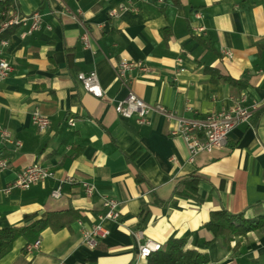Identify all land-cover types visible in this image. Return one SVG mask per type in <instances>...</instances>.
Masks as SVG:
<instances>
[{
    "label": "crops",
    "instance_id": "1",
    "mask_svg": "<svg viewBox=\"0 0 264 264\" xmlns=\"http://www.w3.org/2000/svg\"><path fill=\"white\" fill-rule=\"evenodd\" d=\"M15 12L41 14V26L20 36L16 26L4 55L12 64L0 79V127L20 146L0 141V229L26 225L49 212L73 209L80 216L58 231L46 228L37 249L17 238L0 264H147L137 258L144 238L165 244L186 240L208 253L210 264L264 260V229L224 240L206 228L212 212L224 209L245 218L264 214V0H13ZM135 10H120L119 4ZM117 10L116 16L108 11ZM198 15V16H197ZM204 27L203 32L194 27ZM87 30L91 49L80 35ZM228 51L231 56L223 52ZM121 58L141 61L126 84L116 76ZM181 59V63L177 59ZM216 69L236 83L212 79ZM95 71L103 92L94 97L77 80ZM131 90L150 105H163L148 123L123 118L114 106ZM245 95L257 104L248 124L235 126L225 145L200 151L193 160L174 134L178 118H201L226 109ZM49 118L40 132L34 110ZM68 115L76 120L66 122ZM38 164L54 176L27 189L4 188L23 168ZM198 176L194 198L178 192ZM71 177V183L64 182ZM82 182L93 185L87 194ZM60 184V195L51 191ZM118 203L120 220L105 222L109 234L93 249L81 230L98 221L103 199ZM142 209L145 223L136 239Z\"/></svg>",
    "mask_w": 264,
    "mask_h": 264
},
{
    "label": "built area",
    "instance_id": "2",
    "mask_svg": "<svg viewBox=\"0 0 264 264\" xmlns=\"http://www.w3.org/2000/svg\"><path fill=\"white\" fill-rule=\"evenodd\" d=\"M118 8L120 10H135L130 3L119 4ZM117 13L116 9L108 11L109 16H116ZM6 16V20L0 24V32L8 26H20L24 28L20 33V36L24 38L27 35H31L41 26V14L37 11L29 15H21L17 12L9 11L6 13ZM193 30L203 32L204 27H194ZM80 39L85 48L91 49L90 34L87 30H84L80 35ZM7 43V39H0V79L8 77L13 69L12 64L4 55V47ZM223 53L229 57L231 56V53L228 51H224ZM177 62L181 63V59L178 58ZM134 68L146 70V67L141 61H134L127 58L119 59L116 65V76L118 80L125 85L127 73ZM76 77L85 91L91 93L94 97H102L103 92L95 71L78 72ZM245 102V95H241L233 105L226 109L210 112L201 118H178L177 129L174 131V134L184 139L189 153V160H193L195 155L200 151L210 152L214 148L225 145L230 131L235 126L242 123H249L257 109V104H246ZM114 109L121 117L127 119L135 118L140 124L148 123V115L151 111L158 112L167 117L172 116L163 105H150L144 102L131 90L128 91L123 100L115 104ZM31 122L40 132L45 131L50 123L49 118L40 113L37 109L31 113ZM66 122L69 126H74L76 120L73 116H68ZM0 141L6 145H21L19 141H13L10 133L2 127H0ZM7 162L6 158H0V170L7 167ZM53 176V172L45 167L38 164L29 165L17 173L16 178L4 188V192L9 193L11 190L17 188L27 189L31 185L51 179ZM62 181L71 183L73 178L68 177ZM82 185L86 193L91 194L93 185L88 182H82ZM59 195L60 184L51 191L52 197L57 198ZM102 205L104 207V212L98 216V221L91 227L81 230L82 242L91 249L95 248L101 240L108 236L109 229L106 227L105 222H118L120 220V212L116 200L109 197L104 198ZM134 235L137 240L144 238L141 230L135 231ZM39 242V239H37L32 243H27L25 245V250L31 252L37 249ZM161 249L162 244L159 242L150 238H144L142 242H138L137 244V258L140 260H147L152 253ZM58 264H65V262L60 261Z\"/></svg>",
    "mask_w": 264,
    "mask_h": 264
},
{
    "label": "trees",
    "instance_id": "3",
    "mask_svg": "<svg viewBox=\"0 0 264 264\" xmlns=\"http://www.w3.org/2000/svg\"><path fill=\"white\" fill-rule=\"evenodd\" d=\"M172 1L178 3V0ZM14 10L13 0H0V24L6 20V13L15 12ZM15 28L16 26H8L0 32V39H7ZM206 70L211 74L212 79H225L232 84L236 83L230 77L220 75L216 69L206 68ZM197 181V175L184 180L183 187L178 193L187 198H194L197 193ZM142 212L137 230L146 220L147 211L142 209ZM79 216L78 211L66 209L49 212L45 218L35 219L26 225L0 229V258L10 251L17 238L22 237L27 243H32L39 239L42 230L49 228L52 231H58L68 227ZM205 226L215 237L221 236L224 240H228L232 236L243 235L250 230L264 229V214L245 218L243 213L233 214L224 209L216 210L212 212ZM147 264H210V257L203 250L187 248L185 239L172 237L165 242L161 250L152 253L147 258ZM249 264H264V260L253 259Z\"/></svg>",
    "mask_w": 264,
    "mask_h": 264
}]
</instances>
